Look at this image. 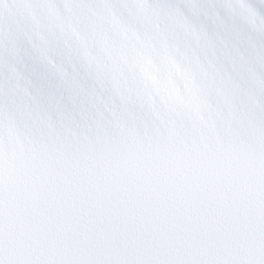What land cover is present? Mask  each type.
<instances>
[{
  "label": "snow or ice",
  "instance_id": "6c2138e0",
  "mask_svg": "<svg viewBox=\"0 0 264 264\" xmlns=\"http://www.w3.org/2000/svg\"><path fill=\"white\" fill-rule=\"evenodd\" d=\"M0 264H264V0H0Z\"/></svg>",
  "mask_w": 264,
  "mask_h": 264
}]
</instances>
